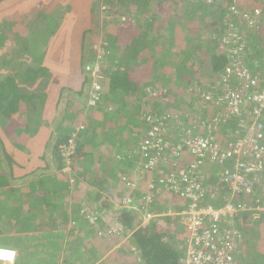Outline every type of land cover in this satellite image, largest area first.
I'll use <instances>...</instances> for the list:
<instances>
[{"label": "trees", "instance_id": "trees-1", "mask_svg": "<svg viewBox=\"0 0 264 264\" xmlns=\"http://www.w3.org/2000/svg\"><path fill=\"white\" fill-rule=\"evenodd\" d=\"M102 1L107 6L106 20L119 27L120 37L108 38L107 43L98 40L96 18L85 31L94 34L83 35L75 41L79 45L65 40L67 51L62 48L56 55L47 50L53 37L47 22L40 29L33 22L44 13L33 15L38 9L28 5L2 16L7 0H0V54L9 45L18 56L8 54L7 61L14 57L10 63L15 67L27 66L18 71L20 80L18 76L7 79L9 68L0 77V243L5 245L0 247L20 249L19 245L27 247L23 242L31 241L43 254L35 264H116L113 257L101 259L118 241L113 232L119 230L123 236L133 230L119 249L123 261L118 264H184L187 231L177 212L191 199L167 188L169 166L159 162L151 170L143 168L139 143L147 126L141 121L137 124V115L173 110L178 115L173 126L178 120L188 124L192 115L185 107L190 97L204 89L214 90L229 62L220 39L229 35V25H236L243 10L251 6L245 9L248 3L242 0H177L173 3L178 2L180 13L172 16L168 14L174 5L166 6L162 0ZM254 3V9H260L259 2ZM37 5L42 6L40 2L32 6ZM230 5L239 13L233 14ZM121 10L127 18L118 16ZM241 23L245 48L240 56L252 72H261L259 64L254 67L252 63L264 61V28L245 32ZM14 39L21 41L19 46ZM97 42L101 44L98 50L92 46ZM85 63L97 66L98 71L92 74ZM78 81L82 98L72 87ZM90 92L98 95L94 104H86ZM63 94L73 100L59 108ZM159 101L164 110L159 109ZM31 112L39 113L34 116L36 126L28 117ZM64 150L70 153L65 155ZM190 158L182 152L177 166ZM66 167L69 172L61 171ZM68 174L74 176L70 184ZM126 176L138 179L141 193L135 209L150 214L141 225L133 210L119 213L107 197L121 188L120 183L125 184ZM205 185L208 196L203 193L200 206L214 205L211 194L220 189L230 193L223 183L205 181ZM257 192L263 195L260 187ZM146 196L152 199L149 204ZM102 211L108 214L88 222L87 214ZM234 225L240 234L235 263L246 264L249 257L253 264H264V208L236 213ZM31 230L39 233L21 236ZM11 254L0 248V257L9 259ZM54 257L60 260L53 261Z\"/></svg>", "mask_w": 264, "mask_h": 264}, {"label": "built area", "instance_id": "built-area-1", "mask_svg": "<svg viewBox=\"0 0 264 264\" xmlns=\"http://www.w3.org/2000/svg\"><path fill=\"white\" fill-rule=\"evenodd\" d=\"M260 1L261 12L258 8L252 10L256 15L244 12L236 25H229V35L220 40L229 61L219 80L222 90L215 95L201 91L196 102L199 110L215 105L214 114L205 120L192 117L183 125L186 133L177 141L174 140L176 127L173 123L169 125V113L145 116L147 130L139 143L143 168L151 170L159 162L161 166H169L165 178L167 188L191 199L177 212L184 217L181 224L187 231L184 264H237L235 252L240 234L234 225L235 215L264 208V70L254 73L244 64L240 56L245 48L244 31L239 27L241 22L247 27L253 21L257 28H264V0ZM230 9L239 13L235 5ZM247 16L251 19L249 23L245 22ZM85 67L90 70V64ZM230 120L235 121L234 129L227 126ZM182 152L191 158L183 166H177L176 159L180 160ZM205 161L221 167L217 182L223 183L230 192L226 194L230 200L220 208L197 205L207 193ZM14 256L2 260L10 263Z\"/></svg>", "mask_w": 264, "mask_h": 264}, {"label": "crops", "instance_id": "crops-1", "mask_svg": "<svg viewBox=\"0 0 264 264\" xmlns=\"http://www.w3.org/2000/svg\"><path fill=\"white\" fill-rule=\"evenodd\" d=\"M45 1L47 2V4L43 1L44 2V3H42L43 6L37 5V7H38L37 8V7L32 6L35 3L33 4L31 0H10V1L7 0L6 3H3L1 13L4 16L7 14H10L13 9H18L20 7L25 8L28 5H30L34 11L36 9H38L37 11L32 13L33 15H36L37 12L39 15L44 13L43 15L36 17L33 22H35V25L38 29L42 28V25L46 22H47V24L50 23V24L57 25L56 27L53 26L49 29L47 28L48 29L47 31H52V34H53V37L51 38V40H49V44H51V45H49L50 49H48L49 54H51V52H53V51H55L56 55L59 54L61 52V49L62 48L64 49V46L66 44L65 40L66 41L70 40L72 42V44L79 45L78 43H75V41L77 42L83 35L85 36V38L86 37L88 38L89 35L94 34L93 32L89 33V32H85V31L88 30L91 23L95 22L96 18L99 22V28H98V30L96 29L95 35L98 36V31L100 32L101 26H104L103 25L105 23L104 20L107 19L106 18L107 13L104 12L105 10L101 11V8H103V4H104L102 0H45ZM164 1H166V0H162L161 3H163ZM167 1L170 2L171 4H174L172 2V0H167ZM41 9H43V10H41ZM98 12H99V14H98ZM32 14H30L28 17H31ZM26 15H28V12ZM58 37H60V40H58ZM12 40L13 39H11L10 41H12ZM14 41L17 44V46H19V44L21 43V41L20 40L18 41V39L17 40L14 39ZM15 43L12 45H15ZM16 51H17L16 49L13 50V48L11 46L7 45L4 48V50L2 51V53L0 54V68H1L0 77L5 76V72L7 70L8 71L10 70L9 72L8 71L6 72L7 73V79H15L16 76H18L17 77V78H19L18 80L21 79L18 75V71L22 70V69L25 70L27 66L24 64L23 66L21 65L20 68L15 67L16 65H13L10 63V61H12L14 59V57L8 61H7V57H6L8 54H13V56H18L17 55L18 52H16ZM64 51L66 52L67 49L65 48ZM19 55H20V52H19ZM261 61L256 62V63H252V65L254 64L253 66L256 67L259 64V66L262 68L261 69V72H262L264 70V61H262V62ZM86 64L87 63H85V65ZM6 68H9V69L6 70ZM251 68H253V67H251ZM254 69H257V68H254ZM29 72H31V71H29ZM68 72H70V71L68 70ZM23 77H25V75ZM220 79L221 78H219V80ZM219 80L216 82V87L214 88V90H210V89L205 90L204 89L201 91H207L211 95H215V94L220 93L222 90V84L219 83ZM233 83H236V82H233ZM201 85H203V84H201ZM55 91H57V88H55V90H52L53 95H56ZM198 100H199V93L194 92L193 96L190 97V99H189V106L188 107L198 109V106L196 105V102ZM191 104H193V105L191 106ZM216 108L217 107L213 104L207 106V108H204V112L206 114L200 115L199 118L202 120H205L206 118H210L214 114V112L216 111ZM201 110H202V108H201ZM188 113H190V115H192L193 111L188 112ZM35 115L39 116V113L31 112V113H29V116H28L30 121H31V125H33V126H36L35 122H34V116ZM139 121H141V124H145V125L147 124L145 122V120L143 119V116L139 118L138 123H139ZM227 126L230 129H234L236 127L235 121L230 120V124H227ZM6 127H8V126L6 125ZM142 138H143L142 135H140V140ZM216 170H217V173L215 174ZM218 170H219L218 166L213 165L209 161H206L203 173H204V177L206 178V180H207V178L213 180L209 184L218 185V183L216 182L217 176H218ZM214 174H215V176H214ZM137 181H138V179H137ZM220 191H222L224 194H226V191H224L222 189H220ZM117 193L118 192L116 190H113L109 195H107V197L109 198V200L113 201L116 198H119L117 196ZM170 205H173V204L170 203ZM181 209H179V210H181ZM134 210L136 213H139L138 215H140V214L142 215V213L149 214V213H147L146 209L140 208V210H138V209H134ZM167 214H168V211H167ZM135 219L137 220L136 222L139 225L143 221L142 218L136 217V214H135ZM146 220H148V219H146ZM120 246H121V244L117 247H120ZM12 249H14L15 251L16 250L18 251L17 248L16 249L12 248ZM110 251H112V249H110L109 252ZM0 258L6 259L3 257H0ZM19 259L16 255V259L14 262L18 261V264H22L23 262L20 261L21 259L20 260ZM5 263L6 262L0 261V264H5Z\"/></svg>", "mask_w": 264, "mask_h": 264}, {"label": "rangeland", "instance_id": "rangeland-1", "mask_svg": "<svg viewBox=\"0 0 264 264\" xmlns=\"http://www.w3.org/2000/svg\"><path fill=\"white\" fill-rule=\"evenodd\" d=\"M32 1V3L34 4V3H36V4H38V2H40L41 4L42 3H46L47 4V2L45 1V0H31ZM44 1V2H43ZM174 1H177V0H172V2H174ZM190 1V0H189ZM193 2L195 1V0H192ZM210 1V0H209ZM218 1H222V0H218ZM242 1H245L246 3H248L247 4V6H245V9H248L249 8V6H251V9L250 10H248V11H246V10H243V13L244 12H249V13H251L252 15L254 14L253 13V9H254V6H256V4L254 3L255 2V0H242ZM256 1H258L259 2V6H261V1L260 0H256ZM178 3V2H177ZM177 3H174V4H171L170 2H168L167 0L166 1H164L162 4H165V5H174V10L172 11H169V14L168 15H172V16H175L176 14H178V13H180V10L177 12L176 10H178V8H179V5L177 4ZM18 6V5H17ZM42 6H43V4H42ZM231 6V5H230ZM229 6V7H230ZM101 8V7H100ZM259 9V8H258ZM101 10H107V6H105V5H103V8H101ZM229 10H231V9H229ZM235 12H236V9L234 10ZM238 11V10H237ZM259 11L261 12V9H259ZM235 12H232L233 14H235ZM134 14V13H133ZM167 15V16H168ZM180 15V14H179ZM236 15V14H235ZM254 15H256V13L254 14ZM0 16H1V14H0ZM3 16V15H2ZM118 16L119 17H121L122 19L123 18H127L128 16L126 15V13L124 12V11H122L121 10V12H119L118 13ZM169 17V16H168ZM134 18V17H133ZM212 20V16L209 18V21H211ZM250 18L247 16L246 17V20H245V22L246 23H249L250 22ZM106 21V20H105ZM128 23V22H127ZM129 25H132L131 23H128ZM104 26H101V29H100V32L98 31V36H99V40L100 41H104V42H106L107 43V39L108 38H111V41H113V39H115V38H118V37H120V34H121V30L119 29V27L118 26H115L114 24H111V23H108L107 21L103 24ZM128 25V26H129ZM54 26V24H49L48 23V25L46 26L48 29L49 28H51V27H53ZM245 29V32H248V31H252V33L253 32H257L258 30H259V28H257V26L256 25H254V23H253V21H252V23H250V24H248L247 25V27H245V26H243ZM47 29V30H48ZM260 30H261V28H260ZM258 33V32H257ZM221 40V39H220ZM119 42V41H118ZM125 44V43H124ZM122 42H121V47L120 48H123V47H125V45H124ZM100 46H101V44L100 43H95L94 45H93V47H95L97 50L98 49H100ZM48 49H50V46L48 45V48H47V50ZM121 50H123V52H124V48L123 49H121ZM121 55V57H122V60H128V57L127 56H125V54H120ZM119 56V55H118ZM116 57V60H118V58L119 57ZM86 66V65H85ZM97 66H92L91 64H90V71L92 72V74H93V71H95V68H96ZM85 69H86V67H85ZM110 69L111 70H114L115 68L111 65L110 66ZM86 70H89V69H86ZM108 71V70H107ZM105 80H100V82L101 83H103ZM78 85H79V81L76 83V84H74L72 87H74L76 90H73V91H75L76 92V95H78V97L79 98H82L83 97V92L82 93H80L81 92V90L79 89V87H78ZM102 86V85H101ZM74 94V93H73ZM73 94H72V96H73ZM76 95H75V97H76ZM97 94L96 93H94V92H90L89 93V97L86 99V104H94L96 101H97ZM74 98V97H73ZM76 99V98H75ZM73 99H68L67 97H65V94H63L61 97H60V105H59V108L61 107H63L64 105H66L67 104V101H72ZM79 100H76V102H78ZM82 100H80V102H81ZM161 104H162V102L161 101H159L158 102V107H159V109L161 110V109H163V108H161ZM82 105V104H81ZM193 104H191V106H192ZM87 106V105H86ZM80 109V108H79ZM150 109H151V107H150ZM186 109H188V112H191V111H193V113H192V117L194 118V119H197V118H199V116L200 115H205L206 113L204 112V109L203 110H198L197 108L195 109H191L190 107H185V110ZM191 109V110H190ZM147 110H149V107L147 108ZM164 110V109H163ZM167 113V112H166ZM174 113H176L175 111H174ZM173 113V110H171V111H169V114L170 115H174V116H172V118H171V120H170V123H169V125L170 124H172L173 123V121L175 120V117H178V115L177 114H174ZM185 113H187V112H185ZM85 114H88V111H86V113ZM159 114H161V111H157V113H153V114H151V115H155V116H157V115H159ZM144 115V113L143 112H140V114L139 115H137L138 117H137V119H136V122H137V124H138V120H139V118L140 117H142ZM192 119V118H191ZM192 124V123H191ZM191 124H190V126H191ZM183 125L184 124H182V121L181 120H178V121H176V124H175V127H176V132H174V140H178L180 137H181V135H183V134H185L186 132L185 131H183ZM72 127H74V125H72ZM170 134L172 135V132H170ZM69 140H71V139H69ZM136 151H137V148H136ZM62 153L63 154H65V155H67L68 154V151H66V150H64V151H62ZM154 166H157L156 164H153V167ZM218 169L220 170L221 169V167L219 168L218 167ZM61 171H67V172H69L70 171V168L69 167H66V168H62L61 169ZM204 171V170H203ZM134 173H137V170H134L133 171ZM217 173V170H216V172H215V174ZM215 174H214V176H215ZM132 175H134V174H132ZM56 178V177H55ZM205 178V177H204ZM126 182H125V184L122 182V183H120L119 184V186L121 187V188H119L118 190H116L118 193H117V196L120 198V195H122V197L120 198V200L119 201H117V200H113L112 202H113V208H114V210H116V211H118L119 213H121L122 211H124V210H127V211H130V212H132L131 210H133L134 211V214H136V217H140V218H142L143 219V221L141 222V223H144V222H146L147 220L146 219H148L149 217H150V215L149 214H145V213H142V215L140 214V215H138L139 213H136L135 212V203H136V199H138L137 198V196H139L140 195V189H139V187H138V185H137V179L135 178V179H132V176H126ZM124 179V180H125ZM132 179V180H131ZM67 181H68V183L70 184L72 181H74V176L72 175V174H68V176H67ZM205 181H206V184H209V183H211V181H213V180H211V179H209V178H207V180L205 179ZM152 187H153V185H152ZM135 189H137V191L138 192H134L135 191ZM215 194V195H214ZM212 193L211 195L212 196H214V197H212V198H214V200L212 201V203L214 204L213 205V207H215V208H220V207H222V206H224L225 205V203L228 201V200H230V199H228V197H227V195L226 194H224L222 191H219V192H217V193ZM218 195V196H217ZM206 196H208V193L206 194ZM217 196V197H216ZM146 199H145V201H146V204H149L150 203V201H152V199H151V197L150 196H146L145 197ZM224 198H227L226 200H224V201H222ZM240 200H243V199H241L240 198ZM222 201V202H221ZM202 202V201H201ZM217 202V204H215ZM202 203H204V202H202ZM197 205H200V203H197ZM67 206L69 207L70 206V203H68L67 204ZM119 208H121V209H119ZM146 208V207H145ZM138 210H140V208H137ZM120 210V211H119ZM108 213H105V211H102L101 213H99V214H96V213H89V214H87V216H86V218H87V220H88V222L90 223V224H92L93 222H95V217L96 216H101V215H107ZM178 215V214H177ZM179 216V215H178ZM180 217V216H179ZM180 219H181V221L184 219V217H180ZM118 221V220H117ZM135 221H137L136 219H135ZM31 222V221H30ZM119 222V221H118ZM141 223H140V225H141ZM246 223V222H245ZM241 226H245V227H247V228H249L248 226H246V225H241ZM32 231V230H31ZM29 231L28 233H22V235L21 236H25V235H27V234H29V233H32V234H38L39 233V231L38 230H34V231ZM113 232V231H112ZM133 232V230H131V231H125V233H124V235L122 236H119V233H120V231L119 230H117L116 231V229H115V231L113 232L114 234H118V241H116L115 243H113V245H112V247L110 248V249H112V251H107V253H105L104 255H102V257H101V259H103L104 257H113V258H115L118 262H116L115 261V263L116 264H118L119 262H121V261H123V258H122V254H121V250L119 251V249L121 248V246L120 247H117V246H119L120 244L122 245L123 243H125L126 241H127V239H128V237H129V235L131 234ZM124 238V239H123ZM25 245H27V247H23V246H20L19 245V248L20 249H18V251L16 250L15 252H16V255H17V257H18V259L20 260V261H22L23 263L22 264H35V262L38 260V257H42V255L43 254H41L40 252H39V250H40V246L38 247V246H33V243L31 242V241H29V242H23ZM117 245V246H116ZM0 246H5L4 244H1L0 243ZM117 247V248H116ZM29 250H31L33 253L31 254V255H27L26 254V252L27 251H29ZM106 255V256H105ZM185 258H186V256H185ZM184 258V259H185ZM100 259V260H101ZM59 261L60 260V258L59 257H54L53 258V261ZM186 260V259H185ZM258 260H260L261 261V259H260V257L258 258ZM30 262V263H29ZM98 262H99V260H98ZM5 264H14V262H12V263H5ZM246 264H253V263H251L250 262V258L248 257V260L246 261Z\"/></svg>", "mask_w": 264, "mask_h": 264}, {"label": "clouds", "instance_id": "clouds-1", "mask_svg": "<svg viewBox=\"0 0 264 264\" xmlns=\"http://www.w3.org/2000/svg\"><path fill=\"white\" fill-rule=\"evenodd\" d=\"M199 92H201V91H198V93ZM192 109V108H191ZM148 114H150L151 115V113H148ZM147 114H144L143 115V119L145 120V116H146ZM0 248H2V249H9V250H12V251H14V254H15V256H14V260H13V262L15 261V259H16V252H15V250L14 249H12V248H4V247H0ZM0 261H3V262H6L5 260H2V259H0ZM8 263V262H7ZM10 263H12V262H10ZM15 263V262H14Z\"/></svg>", "mask_w": 264, "mask_h": 264}, {"label": "bare ground", "instance_id": "bare-ground-1", "mask_svg": "<svg viewBox=\"0 0 264 264\" xmlns=\"http://www.w3.org/2000/svg\"><path fill=\"white\" fill-rule=\"evenodd\" d=\"M8 250H9V249H8ZM10 252L12 253L11 256H10V258H11L12 256H14V254H13L12 250H10ZM10 258H9V259H10ZM0 259H2V258H0Z\"/></svg>", "mask_w": 264, "mask_h": 264}]
</instances>
